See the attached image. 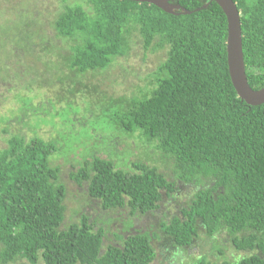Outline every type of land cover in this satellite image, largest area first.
I'll return each mask as SVG.
<instances>
[{
    "label": "trees",
    "instance_id": "16d2710c",
    "mask_svg": "<svg viewBox=\"0 0 264 264\" xmlns=\"http://www.w3.org/2000/svg\"><path fill=\"white\" fill-rule=\"evenodd\" d=\"M59 1L50 33L37 12L22 15L34 31L30 52L40 64L29 66L35 74L30 87L36 88V75H48V98L33 108L29 97L17 94L19 106L4 118H14L18 128L28 125L31 133L2 132L0 264H152L154 240L165 237L169 247H162L182 251L201 229L212 239V254L222 255L213 241L222 233L242 254L234 263L199 254L196 264H264V103L250 106L233 88L219 6L175 0L191 13L172 15L126 0ZM233 2L246 79L258 91L264 87V0ZM16 38L21 39L16 34L10 41ZM134 41L149 53L163 52L164 59L142 87L134 84L119 95L101 90L93 80L127 57ZM11 44L15 65L27 47ZM101 119L106 132L95 126ZM46 124L57 139L36 133ZM117 138L144 146V160L116 162ZM75 154L81 159L68 178L101 214L92 218L83 211L64 225L67 185L55 161ZM188 184L194 186L192 197L179 215L163 214L160 233L136 229L128 220L125 234L114 235L116 244L103 247L109 213L150 215Z\"/></svg>",
    "mask_w": 264,
    "mask_h": 264
},
{
    "label": "rangeland",
    "instance_id": "374dc122",
    "mask_svg": "<svg viewBox=\"0 0 264 264\" xmlns=\"http://www.w3.org/2000/svg\"><path fill=\"white\" fill-rule=\"evenodd\" d=\"M60 5L61 3L59 0H0V147L4 146L3 137L6 138L2 133L4 129L14 132L16 129L21 128L27 135L31 133L28 125L27 127L21 126L18 128V124L14 118L11 119L10 123L4 121V118H10L11 113H14V110L19 106L16 95L18 94L21 98L29 97L33 108L37 107L41 100H46V96L48 98V89L45 87V84H43V80L47 78L48 75H36V88L32 89V87H30L34 82H31V80L29 81V79L32 77L31 74H35L32 72L34 69L29 68V66L35 65L37 68H40V64L35 61L30 52L33 43L30 38L34 37V31L27 27L25 22L27 18L22 15L25 16L29 14V16H31V14L37 12L40 14V17L37 18L41 20L43 24L42 27L46 32L50 33L49 23L53 15L60 10ZM16 34L19 35L21 39L18 40L16 38L14 41H10V37ZM25 36H28V40H31V42H28ZM12 42L15 43L14 46L17 48L23 46L27 47L26 52L24 48L22 49V62L16 63L15 65L13 64L12 53L9 50L11 49L10 45H12ZM162 59H164L163 52H158L157 54L149 53L143 50L142 45L134 41L127 57L118 59L113 67L106 70L101 75L96 76L97 78L93 81L96 85H100L101 90H107L109 93L119 95L131 91L134 84L141 87L144 86L146 77L157 67L158 62ZM95 126L98 127L100 131H107L106 120L104 119H101L99 124H95ZM81 129L80 127L77 129L75 134L76 138L81 136ZM36 133L47 140L58 138L57 132L47 124L41 125ZM65 133L68 132L64 131V134ZM98 135L101 136L100 134ZM98 135L96 134V136ZM102 136L107 139L106 133L102 134ZM112 148L116 154L115 161L117 162L118 160L119 163L125 162L127 157L131 162H137L139 157L144 160L145 157L143 150L144 146H140L139 142L130 138L115 139L114 142H112ZM107 149V154L112 153L111 143H109ZM80 152H82V150H80ZM80 159L81 158L75 154L68 155L64 158L60 156L56 158L55 161L60 167L61 180L67 185L64 225L75 221L78 214L83 211H86V214L92 218L101 214V211L97 210V205L94 202L89 204L90 206L87 205L86 196L82 193L81 189L76 187L68 178V172L76 170V160L80 161ZM112 159L114 160V157H112ZM159 170L164 172L160 165ZM193 188L194 186L192 184L181 186L173 198L164 201L160 208L153 210L150 215L129 218L127 217L128 212L126 210L121 211V213L118 211L109 213L108 219H110V223L107 227L108 229H106L103 247L107 244H116L114 235L125 234L122 230L128 220L134 224V228L136 229H144V231L150 230L153 233L158 232V226L163 220V214H166V218L179 215L180 208L192 197ZM134 228H132V230H135ZM158 233H160V231ZM205 237L204 231L201 229L199 239L194 242L192 247L182 251H177L171 247L166 248L169 247V245L165 237H162L160 240H154L153 245L157 257L152 264H196L199 254L208 255L213 262L228 261L234 263L242 254V252H238L233 248L230 241L225 238L224 233L213 239L214 244L221 250L222 255H218L216 252L212 254V239H207ZM164 244L166 247H162ZM18 264L28 263L21 262Z\"/></svg>",
    "mask_w": 264,
    "mask_h": 264
},
{
    "label": "water",
    "instance_id": "95a60500",
    "mask_svg": "<svg viewBox=\"0 0 264 264\" xmlns=\"http://www.w3.org/2000/svg\"><path fill=\"white\" fill-rule=\"evenodd\" d=\"M136 3L153 5L163 12L172 15L190 14L179 5H174L175 0H126ZM216 3L226 19V62L228 74L238 98L250 106H258L264 103V87L258 91L252 90L247 82L241 40L240 14L233 0H207ZM204 5L202 8H205ZM199 10V9H198ZM179 11V13H175Z\"/></svg>",
    "mask_w": 264,
    "mask_h": 264
},
{
    "label": "flooded vegetation",
    "instance_id": "af4514ba",
    "mask_svg": "<svg viewBox=\"0 0 264 264\" xmlns=\"http://www.w3.org/2000/svg\"><path fill=\"white\" fill-rule=\"evenodd\" d=\"M172 249H175V247H171Z\"/></svg>",
    "mask_w": 264,
    "mask_h": 264
}]
</instances>
